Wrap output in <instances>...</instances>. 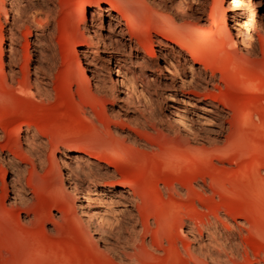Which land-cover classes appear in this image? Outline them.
I'll return each instance as SVG.
<instances>
[{
	"label": "bare ground",
	"instance_id": "6f19581e",
	"mask_svg": "<svg viewBox=\"0 0 264 264\" xmlns=\"http://www.w3.org/2000/svg\"><path fill=\"white\" fill-rule=\"evenodd\" d=\"M41 1L54 5V0ZM223 1L96 0L91 16L90 7L84 6L80 11V23L86 39L82 40L81 47L92 48L91 61L99 60L94 55L99 49L103 52V61L114 62L110 73L115 76V88L109 90L95 84L93 93L85 87L88 77L83 73L80 93L94 106L104 102L100 97L104 95L109 108L116 100L123 103L125 110L133 109L134 119L119 129L122 136L118 145L126 149L123 153H114L111 159L90 148L84 149L83 156L80 151H66L62 153L65 160L53 155L55 149L44 161L38 156L42 141L31 132L29 125L18 129L14 135L13 127L0 119V165L10 172V190L6 183L0 187V218L8 223L9 215L17 211L18 215H23L26 224L33 223L34 219L26 209L30 198L27 187L38 188V168L46 166L64 199V214L72 218L82 240L106 264H165L168 258L160 257V252L175 255L174 261L182 264H261L259 259L251 261L248 257L234 255L236 246L227 247L228 236L232 233L219 218L207 229V243H201V233L196 238L189 232L195 247L187 241L180 251L178 242L182 241L172 233L169 225L151 230V214L147 209L150 181L145 180L142 186L136 187L125 181L123 173L106 167H115L130 158L134 146L153 149L160 139L168 136L160 129L149 106L150 99L144 94L152 84L155 88L160 87V79H164L163 98L170 118L166 127L173 136L177 158L183 160L179 166L171 167L170 172L185 177L187 184L182 186L169 176L167 180L153 181L151 185L158 194L165 191L170 196H180L178 190L183 188L187 198L204 197L212 201L213 197L206 195L204 186H194L196 179L188 177L194 172L190 162H198L204 167L212 159L223 162L236 154L239 151L237 126L248 119L247 115H240L236 103L224 97L221 86L255 90L258 79L264 76V65L257 64L258 54L264 59V31L256 35L250 19L240 22L243 14L236 11L231 15L232 26L228 27ZM6 2L8 10L4 8ZM104 2L108 3L105 8ZM236 3V0L231 2ZM28 4H22L20 0H0L3 19L6 21L11 14L6 50L10 67L17 61L19 39L16 29L30 25L42 30L53 19L50 8L41 11L43 21L36 19L34 14L25 11ZM252 6L253 13H257L264 25V0H255ZM207 7L209 11L204 17ZM94 13L98 14L97 31L93 29ZM97 64H93L94 68L99 67ZM148 72L153 78L147 75ZM13 76L14 70H11V82ZM49 85L46 79L37 76L32 86L23 81L15 82L13 88L21 96L43 100L50 97ZM140 110L147 111L148 117L140 114ZM148 118L154 120L151 130L142 125ZM26 153L31 156L29 162H23ZM104 169L103 173L99 171ZM118 173L121 179H118ZM120 180L127 186L119 187ZM200 180L204 182L203 178ZM208 189L216 195L227 192L217 176L210 177ZM74 200L85 221L76 216ZM95 203L97 209L93 207ZM110 205L119 207L118 215H106L103 208ZM14 223L21 224L18 217ZM49 223V230H56L57 221ZM220 227L226 232L221 233ZM245 232L243 239L254 237L251 225ZM145 237L151 241L146 242ZM98 243L102 244L101 248Z\"/></svg>",
	"mask_w": 264,
	"mask_h": 264
},
{
	"label": "rangeland",
	"instance_id": "374dc122",
	"mask_svg": "<svg viewBox=\"0 0 264 264\" xmlns=\"http://www.w3.org/2000/svg\"><path fill=\"white\" fill-rule=\"evenodd\" d=\"M20 1L22 4L29 3L25 11L34 14L38 20L44 19L41 11L52 9L53 19L42 30H39V26L35 28L30 25L16 29L19 39L17 61L15 66L10 67L7 64L6 50L11 14H8L6 21L0 15V119L5 125L13 127L14 135L18 129H25L29 125L31 132L42 141L38 156L44 161H47V157L55 149L53 155L63 160V152L80 151V156H83L84 149L87 148L102 152L104 158L108 159L114 153H123L126 148L118 145L122 136L119 129L134 119V114H131L133 109L125 110L123 103L116 100L109 108V102L100 94L104 102L94 106L80 93L83 73L88 77L85 87L93 93L96 91L95 84H101L109 90L115 88V76L110 73L114 62L103 61L101 58L104 55L99 49L94 54L99 60L91 61L92 48L81 47L86 33L80 23V11L88 6L91 16L96 0H54V5L44 4L41 0ZM201 1L209 3V0ZM236 1L234 5L231 4L232 0L223 1L228 27L232 26L231 15L236 11L243 14L240 22L250 19L256 35L262 34L264 25L257 13H253L252 3L255 0ZM107 5L104 2L103 7ZM4 8L9 9L7 2ZM208 11L209 7L205 9L204 17H207ZM94 19L93 29L97 31V13H94ZM258 52L257 49L256 55ZM258 60L257 64L264 65V59L259 54ZM96 63L99 67L94 68L93 64ZM11 70H14L13 82ZM147 75L153 78L150 72ZM37 76L50 84L47 87L50 92L48 99L21 96L14 90L15 82L27 81L32 86ZM164 81L160 79L161 85L158 88L151 83V88L144 94L150 99L149 106L161 125L160 129L168 136L160 139L158 146L153 149L134 146L130 158L115 167H106L123 173L125 181L136 187L142 186L145 180L150 181L147 209L151 214V230L169 225L172 233L182 241L178 242L180 251L181 245L187 241H190L191 247H195L193 237L198 238L199 233L201 243H207V229L219 218L223 226L232 233V236H228L227 247L236 246L234 255L238 258L248 257L251 261L259 259L264 264V76L258 79L255 90L221 86L224 97L236 103L241 111L240 115H247L248 119L237 126L239 151L236 154L225 158L223 162L212 159L204 167L198 162H190L194 172L188 177L196 179L194 186L203 185L206 195L213 197L212 201L204 197L187 198L183 188L178 190L180 196H170L165 191L158 194L151 185L153 181H164L169 176L182 186L187 184L185 177L180 178L170 172L171 167L179 166L183 160L177 158L173 136L166 127L170 118L163 98ZM139 85L137 86L141 90ZM138 99L143 103L141 97ZM140 114L148 117L147 111L140 110ZM153 123L154 120L148 118L142 125L151 130ZM22 147L25 149V146ZM30 158L26 153L23 162H29ZM99 171L103 173L105 169ZM120 173L117 175L118 179H121ZM216 176L227 188L225 194H212L208 189L210 177ZM9 180L10 172L0 165V187L6 183L9 191ZM117 185L127 186L121 180ZM158 185L162 187L161 183ZM27 190L30 198L26 209L34 221L26 224L23 215H18L17 211L9 215L8 223L0 218V264H106L82 240L72 218L64 214V199L55 188L46 166L38 168V188L27 187ZM72 203L76 216L85 221L76 200ZM93 207L97 209V204H93ZM118 209L117 206L110 205L104 207L103 211H107V216L114 217L118 215ZM17 217L20 225L14 223ZM51 220L57 221L54 231L49 230ZM249 225L253 227L254 237L243 239L246 236L245 228ZM189 232H192L193 237ZM220 232L225 233L226 230L220 227ZM145 240L150 242L151 238L145 237ZM256 244L260 246L256 247ZM97 246L101 248L102 244L98 243ZM158 255L168 258L165 264H182L174 261L177 258L173 254L168 256L166 252H160Z\"/></svg>",
	"mask_w": 264,
	"mask_h": 264
}]
</instances>
